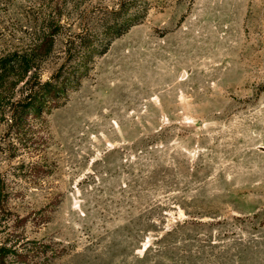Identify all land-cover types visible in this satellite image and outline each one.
<instances>
[{"label": "rangeland", "instance_id": "rangeland-1", "mask_svg": "<svg viewBox=\"0 0 264 264\" xmlns=\"http://www.w3.org/2000/svg\"><path fill=\"white\" fill-rule=\"evenodd\" d=\"M1 249L264 264V0H0Z\"/></svg>", "mask_w": 264, "mask_h": 264}, {"label": "trees", "instance_id": "trees-1", "mask_svg": "<svg viewBox=\"0 0 264 264\" xmlns=\"http://www.w3.org/2000/svg\"><path fill=\"white\" fill-rule=\"evenodd\" d=\"M22 62H23V64L26 66L27 69L30 68V67H29V61H27V59H23ZM47 85H49V84H47ZM49 92H52V89H50ZM52 93H54V92H52ZM0 251H1V252H5V250H3V249H1ZM0 264H1V263H0ZM3 264H4V262H3Z\"/></svg>", "mask_w": 264, "mask_h": 264}]
</instances>
